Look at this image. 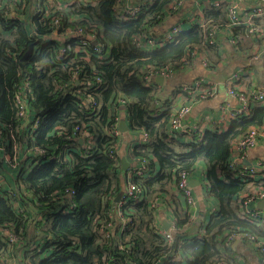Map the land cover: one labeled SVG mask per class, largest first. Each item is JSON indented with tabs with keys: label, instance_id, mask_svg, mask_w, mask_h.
I'll return each instance as SVG.
<instances>
[{
	"label": "trees",
	"instance_id": "1",
	"mask_svg": "<svg viewBox=\"0 0 264 264\" xmlns=\"http://www.w3.org/2000/svg\"><path fill=\"white\" fill-rule=\"evenodd\" d=\"M93 1L89 6L75 1L63 12L53 11L61 14L56 37L50 18L31 12L35 6H49L46 0H0V148L16 163L9 188L0 186V264H239L231 249L236 239L229 237L241 236L243 245L254 246L243 235L262 241L264 227L238 216L237 199L252 194L254 187L264 189V178L256 180L261 171L255 177L240 176L242 163L231 166V152L235 140L263 125L264 106L233 119L225 132L193 133L184 144L182 130L169 132L170 101L161 111L154 86L143 80L151 68L176 72L191 51L216 48L218 44L208 42L209 31L225 26L228 4L205 9V24L153 50L136 47L134 37L152 38L153 28L179 0H151L134 18L124 20L116 13L121 0ZM11 7L21 12L8 17ZM231 30L235 46L242 36H250L242 26ZM70 31L92 35L108 57L93 56L96 44ZM82 39L86 52L74 51ZM33 45L38 51L25 57ZM25 81L31 89L29 110L39 119L35 128L16 117L15 98ZM119 97L125 101L128 130L145 135L146 141L131 149L133 159L146 163L143 177L129 179L121 169V133H111ZM76 136L90 142L80 145ZM201 161L217 208L191 237L186 230L189 212L175 207L174 231L167 240L157 226L160 206L179 205L172 195L178 175L191 174ZM129 180L143 197L113 209L114 198ZM6 229L19 246L9 241ZM30 231L44 237L42 251L32 249ZM173 254L178 261H169Z\"/></svg>",
	"mask_w": 264,
	"mask_h": 264
},
{
	"label": "crops",
	"instance_id": "2",
	"mask_svg": "<svg viewBox=\"0 0 264 264\" xmlns=\"http://www.w3.org/2000/svg\"><path fill=\"white\" fill-rule=\"evenodd\" d=\"M61 1L62 2L58 3L62 4L66 2L63 0ZM145 1L146 0H123V2L118 5L117 13L120 14L123 10L125 11L127 5L136 6L145 3ZM215 1L218 2V5H215L214 7L224 5V3L228 4L227 6L235 4L238 13L241 12L240 14L242 15L248 7V2H246V0H184L177 11L166 13L163 22L153 28L152 38L156 42H159L175 26H179L183 31H189L194 26H202L205 24V9L212 7V3ZM50 4H52V1ZM67 4L68 3L66 2L63 5L66 6ZM16 11H18L17 13L21 12L19 9L16 10L13 8L12 14L14 13L15 15ZM28 14L27 11L25 14L26 18ZM260 24L263 29L262 34L259 37L255 38L245 34V36L241 37V42L236 46L231 42V38H233L232 30L226 29L225 27L220 28V31L215 34L218 44L215 46L216 48L206 52L201 51L206 56L205 60L206 63H208L207 66L203 65L199 55L196 57H188L187 63L174 72L171 77L161 76V81L156 83L155 76L150 81L155 88L156 97L159 103L158 106L161 108V111L165 109L166 101H170L171 103V114H174L178 107L191 105L189 115L182 120V132H184V134H182L181 143L188 144L193 133L198 134L217 128V130H221V133L223 130H227L233 120L231 113H234L239 108L237 100L226 93V85L232 83L234 77H239V84H236L238 85V88H241L246 92L257 94L259 91H264L263 20H261ZM153 47V45H147L144 49H153ZM197 80L202 81L203 87L205 85L215 87L212 98L195 101L188 98V95L185 94L182 89L190 87L193 82ZM125 108L124 104L119 103L118 124L121 119H124L127 131L121 133V144L117 152L121 169H123L124 165L122 161L128 166L126 172L128 176V173L143 163L139 160L133 159L131 149L133 146L143 143L146 140L142 131L131 132L128 130ZM259 132L260 134L257 137L255 145L247 152L242 161L245 166H256L259 162L264 163V123L259 127ZM78 143L80 145H87V141L80 140ZM4 158L5 155L3 154V150L0 149V163H2V167L11 169L10 166H5L6 161H3ZM155 169L158 170V167ZM205 169V164L201 161L197 164L195 170L189 175L188 185L191 188L195 200V205L193 207L186 204L181 193L176 188L174 189V187L172 192L174 201L181 207L179 205H170L171 208H168L165 205L160 206L156 220L157 226L162 232H166L163 228L164 221L171 224L172 210L175 207L183 208L189 212L191 223L186 227L188 236L193 237V235L199 232L201 226L206 225L212 211L216 210L217 203L207 192V182L204 178ZM2 170L3 168L0 169V176L3 178L5 176L4 173H2ZM11 178L12 177L8 180L9 186L11 184ZM261 178H264V168L256 177V180ZM2 186H5L7 189L9 188L6 183ZM124 186L125 185L122 187ZM251 191H264V189L257 186L252 188ZM247 195L241 194L238 198ZM253 207L264 212L263 201L253 204ZM30 232L32 236L31 238H34V244H39L44 239L42 234L40 235L33 231ZM231 249L238 256L239 264H259L258 254L254 246H245L239 240L231 244Z\"/></svg>",
	"mask_w": 264,
	"mask_h": 264
},
{
	"label": "built area",
	"instance_id": "3",
	"mask_svg": "<svg viewBox=\"0 0 264 264\" xmlns=\"http://www.w3.org/2000/svg\"><path fill=\"white\" fill-rule=\"evenodd\" d=\"M68 1V5L74 3L75 1H81L84 2L87 6L93 5V0H63ZM184 0H179L175 2L171 6V11H168L167 13H172L174 11H177L178 8L182 5ZM48 4H50L49 0H46ZM58 2L60 0H52V4L49 6H45L42 9H39L37 6L33 8V11L38 14H41L42 17H49L51 20L52 28H53V34L57 37L59 29L61 28V14H55L53 11L63 12L66 6L60 5ZM123 2V0H121ZM120 2V3H121ZM248 2V7L245 11V13L242 15L238 13L236 5H229L227 6V23L225 24L226 29H231L233 27H244L246 32L251 37H259L262 34V26L260 24L261 20L264 22V0H246ZM152 3L151 0H146L145 3L139 4L136 6H129L127 5L125 7V11L123 10L122 13H117L118 17L124 19H130L134 18L138 12L143 10L145 8V5H150ZM213 6L218 5V2L215 1L212 3ZM53 5L55 6L54 9L52 8ZM52 10V11H49ZM16 13V12H15ZM14 13L10 15L13 16ZM219 27H213L209 31V43L212 45L217 44V40L215 37L216 32H219ZM183 32V29L179 28V26H175L171 29V31L165 35L162 40L159 42H156L153 38H149L146 35L143 36H135L134 37V44L136 47L144 48L147 45L154 46L153 50L156 48H161L167 43L174 42L176 38ZM68 34L72 36H84L87 40L92 41L93 45H95L97 42L94 39L92 35L88 34H81L80 32H68ZM231 42L235 44V39L231 38ZM35 45V44H34ZM33 49H37L38 47L35 46ZM64 49H61L60 52H63ZM74 51H81L86 52V42L84 39H82L78 45L74 48ZM103 53V54H102ZM93 56H96L97 58L105 59L108 57L107 50L105 52H102V45L96 44L95 50L92 53ZM190 57H196L200 56L202 63L204 66H207L208 63H206V56L203 52H198L197 50H193L189 53ZM187 63V60H184V64ZM174 73L173 70L169 68H162V69H149L143 76V80L147 83H149L152 78H154L157 75L160 76H166L171 77ZM234 82V83H233ZM239 84V77H234L232 83H228L226 85V93L237 100L239 104V108L233 113H231L232 119H237L240 117H246L249 116L251 112V108L255 106H264V91H259L257 94H254L252 92H246L245 90L238 88ZM215 87L212 88H204L202 81L197 80L193 82V84L190 87L182 89L185 94H187L191 98L192 101L195 100H205L208 98L213 97ZM31 93L30 84L25 81L24 84L20 87L19 93L16 96V107H17V115L16 117L23 122V125L31 124L32 128H35L39 122V119L37 117H33V112L29 110V101H28V95ZM88 101L91 103L93 108H97V103L94 101L93 98H89ZM119 103H122L125 105V101L118 98ZM191 110V105L187 106H181L178 107L177 110L174 112V114L171 115L170 121H169V132L175 133L182 130V120L189 115ZM33 117V119H32ZM218 129V128H217ZM214 129V130H217ZM212 131V130H211ZM218 132H221V130H217ZM226 130H223L222 132H225ZM114 135H119L120 132L118 130V118L115 119V124L113 126V131H111ZM203 133V132H202ZM199 133V134H202ZM260 134L259 129L251 128L245 136H242L234 141L232 146V152H231V166H237L238 164L242 163L241 170L239 172L240 176H244L245 174H251L254 177L259 174L260 171L264 168V163H258L256 166H245L243 165V160L247 154V152L255 145L258 135ZM82 135V133H81ZM80 135V136H81ZM74 137V140H80L83 141V138ZM85 141L90 142V138L86 137ZM1 149V148H0ZM42 152V151H40ZM114 151H109V156L113 157ZM7 157L5 156L4 160L7 161ZM36 161H32L31 165H34ZM15 166V164L13 165ZM30 166H27V169L30 168ZM147 171L146 163H142L139 167L134 168L133 171L128 173V178L130 179L132 176H138L143 177L145 172ZM189 173L187 172H180L177 179L176 188L183 196L186 204L190 207H193L195 205V200L191 191V188L189 187ZM132 180L128 181L127 186L125 187L124 194L118 203V207L126 202V200L130 198H135L138 196L139 198L143 197V192L139 186L136 184H133L131 182ZM263 201L264 202V191H255L252 194H248L245 197L238 198L237 199V206L239 207L238 216L243 219L250 221L254 223L257 226H263L264 227V212L256 209L253 207V204ZM117 213L120 215V208L117 209ZM37 220H41V216H37ZM174 231V225L171 221V227L168 231L162 232L164 237L167 240H171V233ZM4 234L8 236L9 241L14 243L15 245H20L21 242L18 241V239L9 231L4 230ZM234 238L236 241H239L241 239V236H230L229 239ZM243 238L248 239L249 241H255L254 246L256 249V252L258 254L259 264H264V240L256 241L255 237L251 234H244ZM185 242H181L180 244H183ZM36 248L37 251H42L43 243L40 242L39 244H34L32 246V249ZM179 257L175 254L171 256L169 261H178ZM6 263V262H4ZM6 264H16V261Z\"/></svg>",
	"mask_w": 264,
	"mask_h": 264
},
{
	"label": "water",
	"instance_id": "4",
	"mask_svg": "<svg viewBox=\"0 0 264 264\" xmlns=\"http://www.w3.org/2000/svg\"><path fill=\"white\" fill-rule=\"evenodd\" d=\"M32 50H33V46H30L28 52L25 54V57H27L28 55H30L31 52H32ZM155 81H156V83L159 82V81H161V76H156L155 77ZM118 130H119L120 133H125L127 131V127H126V124H125L124 119H121L120 120V122L118 124ZM122 163H124L122 170H123L124 173H126L127 170H128V166L125 164L124 161H122ZM124 191H125V186L122 187V190L120 191V193L117 194L116 197L114 198V200H113V206H112L113 209H115L116 208V205L120 202V200H121V198H122V196L124 194ZM170 226H171V224L169 222L164 221V227H163L164 230L167 231L170 228Z\"/></svg>",
	"mask_w": 264,
	"mask_h": 264
},
{
	"label": "rangeland",
	"instance_id": "5",
	"mask_svg": "<svg viewBox=\"0 0 264 264\" xmlns=\"http://www.w3.org/2000/svg\"><path fill=\"white\" fill-rule=\"evenodd\" d=\"M51 1L52 0H49V2L51 3ZM60 2H62L61 0H60ZM63 4H65V3H62V4H60V5H63ZM12 10H13V7H11V9H10V11H9V15H8V17H10V15H11V13H12ZM7 159V161H6V164H5V166H10V168L11 169H8L7 167V169L5 168V167H2V163L0 164V169H2L3 168V170H2V173H4V176L5 177H1L0 176V186H2V185H4V183H6V184H8V180H9V178L10 177H13L14 176V174H15V170H16V167H14L13 165L14 164H16L15 162H13L12 160H9L8 158H6ZM3 161H4V159H3ZM10 164V165H9ZM10 170H11V172H10ZM15 171V172H14ZM10 172V173H9Z\"/></svg>",
	"mask_w": 264,
	"mask_h": 264
},
{
	"label": "clouds",
	"instance_id": "6",
	"mask_svg": "<svg viewBox=\"0 0 264 264\" xmlns=\"http://www.w3.org/2000/svg\"><path fill=\"white\" fill-rule=\"evenodd\" d=\"M33 48H34V45H33ZM33 51V50H32Z\"/></svg>",
	"mask_w": 264,
	"mask_h": 264
}]
</instances>
